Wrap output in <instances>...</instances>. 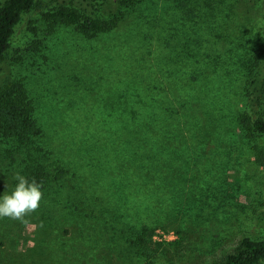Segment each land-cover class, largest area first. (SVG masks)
<instances>
[{
	"label": "rangeland",
	"instance_id": "1",
	"mask_svg": "<svg viewBox=\"0 0 264 264\" xmlns=\"http://www.w3.org/2000/svg\"><path fill=\"white\" fill-rule=\"evenodd\" d=\"M60 7L92 8L36 0L0 62V87L21 80L32 100L44 162L87 189L82 218L43 236L53 250L40 264H212L242 238L263 237L264 136L239 119L264 118V96L256 100L243 69L264 37V0H143L128 14L129 28L141 24L132 41L49 26L45 15ZM191 36L223 58L199 59ZM6 148L0 142V194L18 183L20 157ZM94 199L112 241L92 219ZM25 219L0 218V264L26 263Z\"/></svg>",
	"mask_w": 264,
	"mask_h": 264
},
{
	"label": "trees",
	"instance_id": "2",
	"mask_svg": "<svg viewBox=\"0 0 264 264\" xmlns=\"http://www.w3.org/2000/svg\"><path fill=\"white\" fill-rule=\"evenodd\" d=\"M71 1H79L81 5L87 3L92 7L91 11L88 12L86 8L81 11L76 7H60L45 15L49 26L74 25L86 37L117 35L118 39L126 37L127 41L136 39V30L141 24L139 27L136 26L135 30L129 28L127 22L134 16L128 14H133L143 0ZM35 6L36 0H0V62L5 57L16 26ZM157 32L156 35L160 36V31ZM198 35L201 37L200 33ZM200 37L191 36L192 42L188 43L190 51L194 50L196 55L200 54L199 59L223 58L219 46ZM250 47L243 69L247 84L259 93L256 97V100H259L264 96V37L258 38ZM186 59L195 62L189 52ZM239 120L247 133L253 130L264 136V118H258L251 123L244 113ZM41 138V128L34 118V105L22 81L7 82L0 87V142L8 146L5 154L13 162H16L14 154L20 157L17 172L26 176L29 181L35 178L42 184L43 192L39 209L30 216L33 218L32 247L24 252L19 251L18 257L22 262H26L24 264H40L42 256L46 257L52 252L53 249L46 245L48 240H43V236H54L58 233L59 229L54 232L56 222L64 226L69 225L65 222L82 218L81 211L76 212V207L78 202L80 205L83 201L79 194L87 195L83 183L79 181L84 188L80 190L76 178L70 171L63 167L53 168L49 162H44L45 152L40 145ZM91 206H93L92 219L101 230L107 231L109 240L112 241L114 232L104 218V214L97 210L95 199L91 202ZM73 208L75 210H72ZM62 220L65 222L62 223ZM69 227L64 231L67 234L70 233ZM53 239H51L52 243ZM212 264H264V236L259 239L242 238L234 250L227 252Z\"/></svg>",
	"mask_w": 264,
	"mask_h": 264
},
{
	"label": "clouds",
	"instance_id": "3",
	"mask_svg": "<svg viewBox=\"0 0 264 264\" xmlns=\"http://www.w3.org/2000/svg\"><path fill=\"white\" fill-rule=\"evenodd\" d=\"M14 179L18 181L11 194H0V218L8 217L27 224L25 217L39 209L43 199L42 184L35 178L31 181L26 176L17 173Z\"/></svg>",
	"mask_w": 264,
	"mask_h": 264
}]
</instances>
